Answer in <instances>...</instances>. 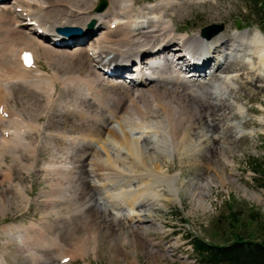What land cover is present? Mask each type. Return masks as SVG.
I'll return each instance as SVG.
<instances>
[{
  "label": "bare ground",
  "instance_id": "bare-ground-1",
  "mask_svg": "<svg viewBox=\"0 0 264 264\" xmlns=\"http://www.w3.org/2000/svg\"><path fill=\"white\" fill-rule=\"evenodd\" d=\"M1 1L7 3L8 0ZM133 2L116 0L113 11L95 13L88 7L87 11L75 13L66 0H15L11 4L14 12L7 8V4L0 10V35L15 42H25V45H12L10 59L0 64V209L29 200L26 190L15 181L11 167L5 169V154L22 160V155L17 153L21 150L40 157L43 144L40 142L37 148L36 143L39 142L27 140L32 132H37L44 141L48 138V142H54L55 149L52 159L42 165L49 189L43 192L41 204L46 212L42 213L39 223L4 228L36 262L43 261L38 247L47 244L46 240L56 226L48 217L55 214L58 218L62 211L57 207L61 208L65 201L68 204L65 209L69 212L81 211L82 226L77 227L83 234H75L73 247L59 252L64 262L59 264H70L72 259L87 254L91 249L96 253L100 249V237L114 243L113 238L119 234L122 242L136 245L131 233L142 228V222L150 214V206L160 202L163 191L159 186L167 184L173 190L170 184L173 177L166 173V158L173 152H198L199 144L194 147L190 139V130L195 124L204 120L209 124L204 126V134L198 127L200 138L206 137L207 133L217 134V125L213 121L208 122L203 114L209 113L210 117L216 118L221 105L213 99L218 102L225 99L220 95L214 98L210 91H201L194 81L214 66L219 68L217 70L227 71L222 67L221 63L225 64L223 60L217 58L221 54L217 52L218 47L227 49V56L231 52L239 53L241 57L242 53L250 55L247 57L250 60L246 61L250 69L247 74H252L255 69L264 70L262 31L236 32L229 37L219 33L209 39L201 34L178 36L173 22L164 20L169 8L165 14L152 10L144 12L149 16L139 17L143 11H137ZM109 17H113V21L107 22ZM89 20L94 23L92 28H87ZM57 29H71L69 38L58 35ZM242 34L246 39L253 35L252 40H244ZM219 35L221 39L213 41ZM34 37L39 40L38 45ZM89 38L92 43L89 46L83 44ZM41 50L48 57L55 58L60 66L64 63L86 65L88 75L84 77L79 73L62 77L56 70H42L36 60ZM28 51L33 53L30 65L24 64L22 59L23 53ZM107 61L120 66L116 75L109 76L103 70L100 63ZM234 76L239 77L240 72L225 75L218 88L227 89ZM117 78L124 81L113 82ZM14 81L34 89L33 93L39 97L30 103L33 108L27 114L29 119L21 110L9 106L8 98L13 95L11 84ZM60 83L66 87L70 97L63 98L57 89ZM191 91L194 96H191ZM40 98L44 101L41 113L47 116L46 123L38 119L41 115L38 112L41 105L38 102L42 103ZM126 98L128 100L124 103ZM62 106L66 114L54 116ZM237 108L240 110L241 107ZM51 114L62 121L53 123L52 127L73 125V131L60 132L48 125ZM225 138L220 137L219 143ZM216 142V138L212 141L207 139L202 147L210 158L217 153L224 154ZM213 161L206 164L208 169L220 167L218 161ZM91 176L97 179L98 185L91 183ZM133 182L137 184L133 185ZM195 193L192 199L197 205L208 207L205 195ZM92 198L93 205L89 203ZM140 206L146 208L140 209ZM106 209L112 216L110 219ZM116 217L120 219L116 220ZM74 228L72 226L71 229ZM117 249L126 252L125 248ZM2 260L0 256V263L5 264ZM135 263L138 264L136 257Z\"/></svg>",
  "mask_w": 264,
  "mask_h": 264
},
{
  "label": "rangeland",
  "instance_id": "rangeland-1",
  "mask_svg": "<svg viewBox=\"0 0 264 264\" xmlns=\"http://www.w3.org/2000/svg\"><path fill=\"white\" fill-rule=\"evenodd\" d=\"M14 1L0 2V10L7 4V8L14 12L11 7ZM66 1V4L69 7L72 6L75 13L77 11H87L86 8L88 7L92 12L100 13L97 12V7L101 0ZM104 1L106 6L101 12L113 11L116 8V0ZM133 7L137 11H143V13L138 14L139 17L149 16L144 12L148 13L152 10L157 14H165L164 11L169 8V13L165 14L164 20L173 22L177 27L178 36L184 34L199 35L204 28L211 25L219 26L213 37L219 33L229 37L236 32L252 33V31L256 32L257 30L262 31L264 34V23L262 24L261 20L252 13V5L249 0H134ZM8 13L9 15L13 14ZM108 19L107 22L114 18L109 17ZM91 22L92 20H89L86 24L89 25ZM215 30L216 28H212L210 33ZM95 33L93 34L95 35ZM36 36L39 35L36 34ZM242 36L244 40L250 41L253 35H248L249 39H246L244 34ZM220 37L221 35L217 36L213 41L221 39ZM34 38L36 45H38L39 40L36 39L37 37ZM17 43L25 45V42H15L0 35V64L10 59L9 50L12 45ZM91 43L89 38L83 44L89 46ZM175 46L178 47L179 45L175 43ZM218 48L217 52L221 54L217 58L223 60L225 64L221 63L222 67L226 68L227 71L217 70L219 68L214 66L205 75L194 81L196 87L201 91H210L213 93L214 98L216 95H220L221 98L225 99L222 102L213 99V102L221 105L216 118L210 117L209 113L203 114V118L209 119L208 122L211 121L210 123H212L213 121V124L217 125L215 132L217 134L207 133L206 137L200 138L199 129L203 130L202 134H204L206 131L204 126L209 124L205 120L197 125L195 124L190 130V139L194 147L199 144L200 149H198V152H173L166 158V173L173 177L172 182L170 181L173 190L171 191L167 184L159 186V189L163 191L160 202H155L150 206V214L144 220L145 222H142V228L138 229L139 233H131L137 241L136 245L127 241L122 242L120 239L122 235L119 234H116L113 238L114 243L103 241L100 237V249L96 253L91 249L87 254L78 255L72 259L70 264H134L135 257L138 259V264H200L192 248L190 237L200 238L214 244H224L237 239L264 240V190L256 184V179H258L256 171L264 164V70L255 69L249 75L247 73L250 69L246 61L250 60V58H247L250 55L242 53L241 57L239 53L231 52L227 56V49ZM40 52L36 60L41 69L46 72L56 70L61 74L59 76L62 77L76 76L79 73L83 74L84 77L88 75L89 69L86 65H78V63L68 65L64 63L60 66L56 63L55 58L53 60L44 54L42 50ZM83 52L86 53L85 50ZM171 57L173 58V56ZM254 58L256 61V56ZM237 72H240V78L232 77V83L227 89L218 88L220 80L225 75H233ZM116 81L122 83L124 80L117 78L113 82ZM11 85H13V95L8 98L9 106L21 110L27 116L33 108L30 103L36 101L39 97L33 93L34 89L29 88L22 82L14 81ZM57 89L63 95V98L70 97L62 83L57 84ZM191 96H194L193 91H191ZM40 99L42 103L38 102V104H41L38 112L41 115L38 119L41 118L40 121L46 123L48 118L43 112L41 113L44 110V101L42 98ZM127 100L128 98L125 99L124 103ZM238 106L241 107L240 110L237 108ZM64 110L63 106L60 107L54 116L66 114V112H63ZM54 116L51 114L48 123L51 127L53 123H62L61 119L53 118ZM27 119H29V116H27ZM53 127L59 129L60 132L62 130L72 132L74 128L73 125L67 126L65 124ZM33 134L35 136H32ZM30 135L27 140L32 143L39 142L36 143L37 148L41 143L43 144L40 148V157L21 150L17 153L22 155V160L17 159L12 154H5L4 157L7 160L5 169L11 167L15 181L20 183L26 190L29 200H25L23 204L19 203L18 206L11 205L8 209H0V256L5 264L64 263L60 259L59 252L71 249L73 243H75V234L79 236L83 234L82 230L77 227L80 225L81 211L75 209L69 212L65 209V206L68 205L66 201V204L62 203L61 208L57 207L60 212L62 211L58 218L55 214L48 217L49 221L56 226L53 229L54 232L47 238V244L43 243L38 247L39 255L43 261L36 262L28 252L21 248V244L15 237L4 231V228L9 225L39 223L42 213L46 212L41 203L44 200L43 192L48 190L49 187L46 184L47 175L42 171V165L52 159V154L55 152L54 142H48V138L44 141V138L39 137L37 132H32ZM222 136L226 138L219 143ZM213 138L218 140L215 144L218 148H222L224 154L217 153L213 158H210L202 147L206 144L207 139L212 141ZM210 160H214L215 163L218 161L220 167L208 169L206 164ZM25 164L33 167L27 168ZM140 175L136 174L135 176ZM89 180L92 181V184L98 185L97 179L93 176ZM134 184L137 183L133 182ZM193 191L196 192L195 194L202 193L205 195L204 197L209 206L201 207L197 205L195 200L192 199ZM92 193L97 196L96 191ZM92 199L89 203L93 205L95 202L94 198ZM95 205L101 206L99 204ZM139 208L143 209L146 206H140ZM108 210L106 209V215L110 219L112 216L109 215ZM118 219L120 218L116 217V220ZM126 223L130 224V221L126 219ZM72 226L75 228L71 229ZM117 248H125L126 252L124 249L120 251Z\"/></svg>",
  "mask_w": 264,
  "mask_h": 264
},
{
  "label": "trees",
  "instance_id": "trees-1",
  "mask_svg": "<svg viewBox=\"0 0 264 264\" xmlns=\"http://www.w3.org/2000/svg\"><path fill=\"white\" fill-rule=\"evenodd\" d=\"M252 13L264 23V0H249ZM257 170V169H256ZM257 173V185L264 190V164ZM191 245L200 264H264V240L237 239L224 244L208 243L190 237Z\"/></svg>",
  "mask_w": 264,
  "mask_h": 264
},
{
  "label": "water",
  "instance_id": "water-1",
  "mask_svg": "<svg viewBox=\"0 0 264 264\" xmlns=\"http://www.w3.org/2000/svg\"><path fill=\"white\" fill-rule=\"evenodd\" d=\"M106 6V3L104 0H101L98 7H97V10L98 11H102L104 9V7ZM212 28H216V30L213 32V33H210L211 32V29ZM219 29V26L217 25H211V26H208L207 28H204L202 30V34L207 37V38H210L213 34H215L217 32V30ZM61 33L63 34H71V29H66V30H61L59 29ZM76 30V29H75ZM213 31V30H212Z\"/></svg>",
  "mask_w": 264,
  "mask_h": 264
}]
</instances>
